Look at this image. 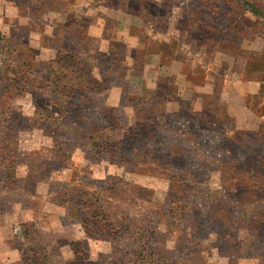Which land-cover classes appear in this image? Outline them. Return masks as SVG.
Masks as SVG:
<instances>
[{"label": "rangeland", "instance_id": "374dc122", "mask_svg": "<svg viewBox=\"0 0 264 264\" xmlns=\"http://www.w3.org/2000/svg\"><path fill=\"white\" fill-rule=\"evenodd\" d=\"M106 5L0 0V264H264V0Z\"/></svg>", "mask_w": 264, "mask_h": 264}, {"label": "trees", "instance_id": "16d2710c", "mask_svg": "<svg viewBox=\"0 0 264 264\" xmlns=\"http://www.w3.org/2000/svg\"><path fill=\"white\" fill-rule=\"evenodd\" d=\"M254 12L256 13V11ZM257 16H260V15H257ZM0 51H2L1 46H0ZM30 65H27L26 67L28 66L32 67L31 63ZM20 67H24V65H20L18 68ZM5 68L6 67L4 65H0V69H2L3 71ZM93 68H94L93 65H91L87 61L80 62L79 58L74 54L73 47H70L68 54L59 55L56 59L53 60V62L50 63L49 78H48L49 80L45 81L46 82L45 87L49 89L50 85L54 83L53 84L54 88L52 90V93L61 94L65 92V93H69V95L70 93H72L71 89L79 81H82V82L88 81L94 86L99 87V81L91 77ZM50 76H51L52 81H50ZM36 79H38V77L35 78V81ZM18 82L21 84H26V82H21V80H19ZM68 88H69V91H67ZM5 169H6V166H5ZM6 171L7 172H5V174L6 176H8L10 171L7 169Z\"/></svg>", "mask_w": 264, "mask_h": 264}, {"label": "crops", "instance_id": "0c3cea01", "mask_svg": "<svg viewBox=\"0 0 264 264\" xmlns=\"http://www.w3.org/2000/svg\"><path fill=\"white\" fill-rule=\"evenodd\" d=\"M76 3V4H80L81 8H79V11L77 12V14L80 12L81 14V17L83 19H88V18H92V15L90 16L88 14V12L91 9V6L90 4H97V7L94 8L95 10H97L98 12L101 11V17L102 18H105V19H115V20H119L121 21L122 23H124V25H126V22L128 23L129 26H125L128 30L127 32L129 31V28H131L130 26L133 24V22L131 23L130 21H133L131 19L133 18H136L137 17V14L136 13H133V12H126V10H123L121 8H112L111 6H107L106 3L108 4H118V3H121L123 2L124 0H61V1H58L57 0V3L59 4H62V2L64 3H71L73 2ZM126 1V0H125ZM133 0H129V2H132ZM157 2L159 1H163V0H156ZM74 8V7H73ZM123 8V7H122ZM70 14L72 12H69ZM76 14V15H77ZM100 17V16H99ZM131 24V25H130ZM90 26V25H89ZM94 26V30L92 32H90V27L88 28L87 30V34H88V39H89V43L92 42V39H95V40H102V41H106L102 38V35H103V32H104V23L103 24H100L98 23L97 25H93ZM97 29V30H96ZM96 30V31H95ZM119 35L117 34V38ZM108 48V44H107V47L106 49Z\"/></svg>", "mask_w": 264, "mask_h": 264}]
</instances>
